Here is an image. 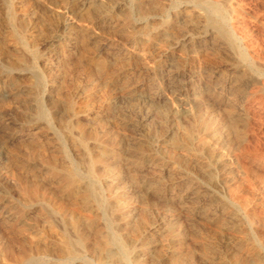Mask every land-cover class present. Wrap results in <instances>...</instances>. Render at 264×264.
Segmentation results:
<instances>
[{
    "label": "rangeland",
    "instance_id": "374dc122",
    "mask_svg": "<svg viewBox=\"0 0 264 264\" xmlns=\"http://www.w3.org/2000/svg\"><path fill=\"white\" fill-rule=\"evenodd\" d=\"M0 264H264V0H0Z\"/></svg>",
    "mask_w": 264,
    "mask_h": 264
},
{
    "label": "bare ground",
    "instance_id": "6f19581e",
    "mask_svg": "<svg viewBox=\"0 0 264 264\" xmlns=\"http://www.w3.org/2000/svg\"><path fill=\"white\" fill-rule=\"evenodd\" d=\"M72 178V177H71ZM111 240V239H110ZM118 242V241H117ZM114 243V242H113ZM69 244V243H68ZM70 251V250H69ZM73 253H76V251H74ZM69 256V255H68ZM75 258V257H74ZM24 263V262H23Z\"/></svg>",
    "mask_w": 264,
    "mask_h": 264
}]
</instances>
